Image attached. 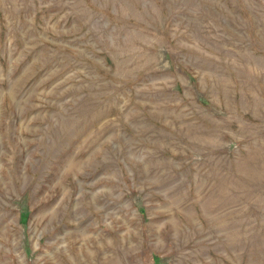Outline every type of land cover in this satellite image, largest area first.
Here are the masks:
<instances>
[{"label": "rangeland", "instance_id": "obj_1", "mask_svg": "<svg viewBox=\"0 0 264 264\" xmlns=\"http://www.w3.org/2000/svg\"><path fill=\"white\" fill-rule=\"evenodd\" d=\"M0 264H264V0H0Z\"/></svg>", "mask_w": 264, "mask_h": 264}]
</instances>
